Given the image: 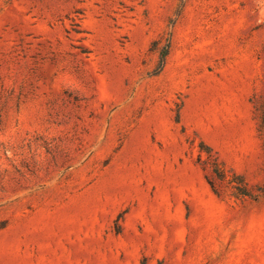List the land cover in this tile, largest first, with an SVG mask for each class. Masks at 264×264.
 I'll return each mask as SVG.
<instances>
[{"label":"rangeland","instance_id":"rangeland-1","mask_svg":"<svg viewBox=\"0 0 264 264\" xmlns=\"http://www.w3.org/2000/svg\"><path fill=\"white\" fill-rule=\"evenodd\" d=\"M0 264H264V0H0Z\"/></svg>","mask_w":264,"mask_h":264},{"label":"trees","instance_id":"trees-1","mask_svg":"<svg viewBox=\"0 0 264 264\" xmlns=\"http://www.w3.org/2000/svg\"><path fill=\"white\" fill-rule=\"evenodd\" d=\"M168 48H169V45H166L164 51L161 53L160 64H159L158 68L155 70V73H158L162 70L164 63H165V58L168 54ZM207 153H208L210 163L212 165V171L219 178H223L224 174L226 173V169L224 168V166L220 162L217 161L216 157L213 156L210 149H207ZM240 184H241L240 193L245 195V196H252L250 191L248 190L247 183L244 180H241Z\"/></svg>","mask_w":264,"mask_h":264}]
</instances>
